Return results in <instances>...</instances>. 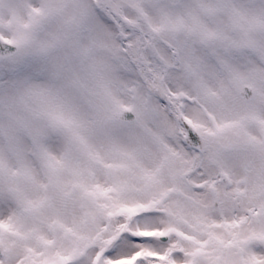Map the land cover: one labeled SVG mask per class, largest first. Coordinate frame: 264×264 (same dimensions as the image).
Listing matches in <instances>:
<instances>
[{"label": "snow or ice", "instance_id": "6c2138e0", "mask_svg": "<svg viewBox=\"0 0 264 264\" xmlns=\"http://www.w3.org/2000/svg\"><path fill=\"white\" fill-rule=\"evenodd\" d=\"M0 264H264V0H0Z\"/></svg>", "mask_w": 264, "mask_h": 264}]
</instances>
